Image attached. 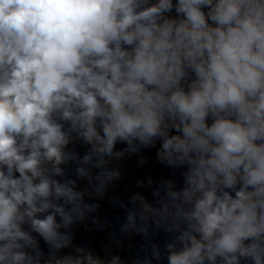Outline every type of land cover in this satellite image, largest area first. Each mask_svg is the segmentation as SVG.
<instances>
[{"label": "clouds", "instance_id": "obj_1", "mask_svg": "<svg viewBox=\"0 0 264 264\" xmlns=\"http://www.w3.org/2000/svg\"><path fill=\"white\" fill-rule=\"evenodd\" d=\"M0 264H264V0H0Z\"/></svg>", "mask_w": 264, "mask_h": 264}]
</instances>
